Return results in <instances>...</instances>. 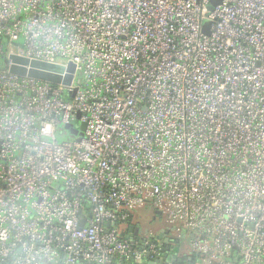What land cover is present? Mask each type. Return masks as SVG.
Masks as SVG:
<instances>
[{
    "label": "built area",
    "instance_id": "2783aa9c",
    "mask_svg": "<svg viewBox=\"0 0 264 264\" xmlns=\"http://www.w3.org/2000/svg\"><path fill=\"white\" fill-rule=\"evenodd\" d=\"M2 56L0 264H264V0H0Z\"/></svg>",
    "mask_w": 264,
    "mask_h": 264
},
{
    "label": "water",
    "instance_id": "95a60500",
    "mask_svg": "<svg viewBox=\"0 0 264 264\" xmlns=\"http://www.w3.org/2000/svg\"><path fill=\"white\" fill-rule=\"evenodd\" d=\"M219 0H211V4H216ZM12 65L9 67V71L18 75H28L39 80H46L53 83H62L69 85L72 80L74 66L72 63H68L66 66L47 63L37 60L28 61L25 58L17 55H10ZM25 65H29L26 69ZM63 73V75H61ZM83 128V125L81 126Z\"/></svg>",
    "mask_w": 264,
    "mask_h": 264
},
{
    "label": "rangeland",
    "instance_id": "374dc122",
    "mask_svg": "<svg viewBox=\"0 0 264 264\" xmlns=\"http://www.w3.org/2000/svg\"><path fill=\"white\" fill-rule=\"evenodd\" d=\"M4 61H5V57L2 56L0 58V64L2 65V63H4ZM57 138H58V140L64 139L63 136H57ZM151 212H152L151 209L147 208V211L145 212L146 214L141 213V215L139 216L140 222L143 224H146L148 226H154L155 224H158L159 223L158 221L154 222V219H152ZM186 239H187V237H184V240L181 241L182 245L186 246Z\"/></svg>",
    "mask_w": 264,
    "mask_h": 264
},
{
    "label": "flooded vegetation",
    "instance_id": "af4514ba",
    "mask_svg": "<svg viewBox=\"0 0 264 264\" xmlns=\"http://www.w3.org/2000/svg\"><path fill=\"white\" fill-rule=\"evenodd\" d=\"M160 219L158 218V221ZM175 248V247H174ZM192 255L186 253V252H178L176 253V256H175V262L176 264H191L192 263Z\"/></svg>",
    "mask_w": 264,
    "mask_h": 264
}]
</instances>
